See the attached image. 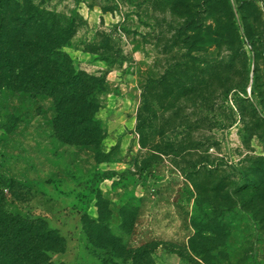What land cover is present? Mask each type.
Returning a JSON list of instances; mask_svg holds the SVG:
<instances>
[{"label": "rangeland", "instance_id": "rangeland-1", "mask_svg": "<svg viewBox=\"0 0 264 264\" xmlns=\"http://www.w3.org/2000/svg\"><path fill=\"white\" fill-rule=\"evenodd\" d=\"M32 3L103 91L73 143L0 85V218L57 235L54 264H264V0Z\"/></svg>", "mask_w": 264, "mask_h": 264}, {"label": "trees", "instance_id": "trees-1", "mask_svg": "<svg viewBox=\"0 0 264 264\" xmlns=\"http://www.w3.org/2000/svg\"><path fill=\"white\" fill-rule=\"evenodd\" d=\"M73 29L72 20H61L32 0H0V85L50 97L57 136L65 142L92 143L96 132L90 113L98 107L103 78L69 65L60 48ZM235 30L240 44L249 45L243 27ZM13 222L0 218V264H54L47 253L59 237L46 230L32 244V229Z\"/></svg>", "mask_w": 264, "mask_h": 264}]
</instances>
